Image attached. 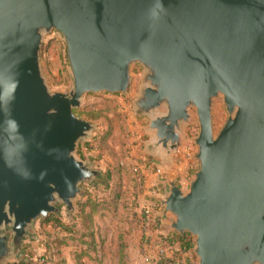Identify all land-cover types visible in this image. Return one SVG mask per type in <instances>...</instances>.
Instances as JSON below:
<instances>
[{"label": "water", "instance_id": "1", "mask_svg": "<svg viewBox=\"0 0 264 264\" xmlns=\"http://www.w3.org/2000/svg\"><path fill=\"white\" fill-rule=\"evenodd\" d=\"M162 4V8L160 5ZM64 36L73 88L52 92L45 34ZM144 68L135 113L153 132L145 154L173 160L191 108L199 169L158 197L191 234L198 264H264V0H0V264L30 263L36 222L71 214L104 175L77 155L96 125L75 113L86 93H126ZM228 118L215 134L214 99Z\"/></svg>", "mask_w": 264, "mask_h": 264}, {"label": "rangeland", "instance_id": "2", "mask_svg": "<svg viewBox=\"0 0 264 264\" xmlns=\"http://www.w3.org/2000/svg\"><path fill=\"white\" fill-rule=\"evenodd\" d=\"M40 54L43 73L51 91L69 93L74 83L64 36L57 30L45 34ZM130 71L132 81L126 93L89 92L83 96L81 106L75 109L76 114L96 125L91 137L79 143L76 153L81 159L90 161L94 168L101 169L104 175L96 177L94 184L82 183L84 193L78 197L74 212L70 214L68 208L59 203L60 215L50 214L45 220H37L36 237L29 236L24 247L33 262L39 261L45 253L46 237L69 235H63L65 232L56 224L58 221L46 222L48 218L58 217L66 224L73 223L78 230L73 232L76 239H69V244L60 248L70 264H75L74 252L81 249L91 252L85 257L86 264H130L128 245L134 232L130 227L131 220L138 223L143 231L158 229L142 227L140 216L144 208L137 216L131 205L138 203L141 197H155L168 192L170 185L166 180H175L185 191L189 189L194 172L200 165L195 157L198 152L195 138L200 131L196 109L192 107L190 110L192 117L185 126L173 160L164 163L156 158L150 159L145 154V142L153 135L148 129L150 120L145 115H137L134 106L144 68L140 63H133ZM228 115L222 96L216 97L213 103L215 134L223 127ZM121 187L123 196L115 206L110 197L115 189L117 191ZM85 201L90 202L86 208L90 218L88 222L83 221V217L75 219ZM148 207L157 214L153 206ZM82 225L87 227V233H92L87 236L88 243L77 241L82 240ZM188 235L195 245L194 237ZM15 260L11 257L6 264Z\"/></svg>", "mask_w": 264, "mask_h": 264}, {"label": "crops", "instance_id": "3", "mask_svg": "<svg viewBox=\"0 0 264 264\" xmlns=\"http://www.w3.org/2000/svg\"><path fill=\"white\" fill-rule=\"evenodd\" d=\"M165 193L157 194L155 197H141L138 203L130 207L137 211V216H140L139 214L143 208L153 206L161 217L160 228L145 231L140 228L138 223L131 220L130 227L133 228L134 232L129 238L128 245L130 264H158V250L162 246L166 248V260L169 259L171 264H198V257L194 253L195 245L191 239L187 238L188 235L182 236L174 232L170 226L171 215L163 214L158 197ZM165 261L159 264H168Z\"/></svg>", "mask_w": 264, "mask_h": 264}, {"label": "trees", "instance_id": "4", "mask_svg": "<svg viewBox=\"0 0 264 264\" xmlns=\"http://www.w3.org/2000/svg\"><path fill=\"white\" fill-rule=\"evenodd\" d=\"M121 189H122V187L119 188V190H117V191L115 189L114 194L112 193V195L110 197L113 199V204L115 206L119 205V202L121 201V198L123 196V191H121ZM117 192H119V193H117ZM88 200H90V199H88ZM89 203H90L89 201H85L82 203V206L79 209V213H78L77 217H75V219L83 217V221L85 220V222H88V220H90V218H88L89 214L86 211V208L89 205ZM101 204L105 205V203H101ZM115 209H117V208H115ZM52 220L58 221V223H56V224L63 228V232H65V233H63V235L64 234H69V235H64V236L57 235L55 237H52V236L46 237V240H45L46 251L43 255H41L40 260L37 262H33L31 260L30 263H27L25 261L15 260L13 263H9V264H42L43 261H47L48 264H70L69 261L64 257V255L60 251V248L68 245L69 239H76L74 237L73 232H74V230L75 231H78V230L74 228L73 223L66 224L62 221V219H60L58 217L48 218L46 220V222L52 221ZM81 228L84 230L81 233V237H80V238H82V240L77 239V241L79 243H88L87 236L92 235V233H87V227L84 225H82ZM93 241H94V237H93ZM90 243H92V241ZM90 254H91V252L88 251L87 249H81L80 251L74 252L75 264H86L85 257L90 256ZM166 261L168 262V264H171L169 259H167Z\"/></svg>", "mask_w": 264, "mask_h": 264}, {"label": "built area", "instance_id": "5", "mask_svg": "<svg viewBox=\"0 0 264 264\" xmlns=\"http://www.w3.org/2000/svg\"><path fill=\"white\" fill-rule=\"evenodd\" d=\"M140 225L142 227L153 226L155 228H159L158 225H161V217H160L159 214H156L151 207H146V208L143 209V212H142V214L140 216ZM153 227H151V228H153ZM187 238L191 239V241L193 240L191 238V236H189V235L187 236ZM165 260H166V248L162 246L158 250L157 263L158 264L162 263ZM42 264H48V262L47 261H43Z\"/></svg>", "mask_w": 264, "mask_h": 264}, {"label": "clouds", "instance_id": "6", "mask_svg": "<svg viewBox=\"0 0 264 264\" xmlns=\"http://www.w3.org/2000/svg\"><path fill=\"white\" fill-rule=\"evenodd\" d=\"M160 7H161V8L163 7L162 4L160 5Z\"/></svg>", "mask_w": 264, "mask_h": 264}]
</instances>
